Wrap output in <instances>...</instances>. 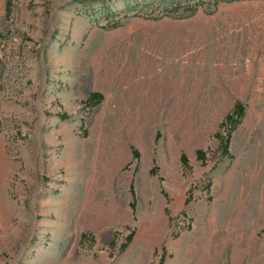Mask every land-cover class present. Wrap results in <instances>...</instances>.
I'll return each mask as SVG.
<instances>
[{
  "label": "rangeland",
  "instance_id": "374dc122",
  "mask_svg": "<svg viewBox=\"0 0 264 264\" xmlns=\"http://www.w3.org/2000/svg\"><path fill=\"white\" fill-rule=\"evenodd\" d=\"M0 264H264V0H0Z\"/></svg>",
  "mask_w": 264,
  "mask_h": 264
},
{
  "label": "trees",
  "instance_id": "16d2710c",
  "mask_svg": "<svg viewBox=\"0 0 264 264\" xmlns=\"http://www.w3.org/2000/svg\"><path fill=\"white\" fill-rule=\"evenodd\" d=\"M237 110H238V108H237ZM238 112H239L240 116H243V111L242 110H239ZM228 120L231 122L232 121V116H228ZM228 140H230V138Z\"/></svg>",
  "mask_w": 264,
  "mask_h": 264
}]
</instances>
